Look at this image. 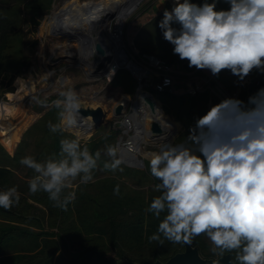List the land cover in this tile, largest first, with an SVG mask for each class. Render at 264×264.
I'll use <instances>...</instances> for the list:
<instances>
[{"label": "clouds", "instance_id": "obj_1", "mask_svg": "<svg viewBox=\"0 0 264 264\" xmlns=\"http://www.w3.org/2000/svg\"><path fill=\"white\" fill-rule=\"evenodd\" d=\"M228 10H216V0L201 5L190 0H173L165 9L158 27L172 44L173 54L187 60L189 67L210 70L218 75L230 70L243 80L253 69L264 71V0H226ZM178 24L179 28L173 27ZM52 105L60 110L66 125L76 127L83 117L81 100L74 88L59 93ZM37 103L44 101L33 97ZM53 134L60 123H48ZM100 152L92 153L80 139L60 140L59 153L38 161L22 157L20 163L34 171L28 181L29 192H45L54 207L67 210L75 193L67 191L79 179L93 180ZM104 170L116 171L122 164L117 149L109 146ZM150 174L160 181L159 196L152 199L147 212L159 223L157 233L173 243L191 244L204 234L210 251L219 256L236 252L237 264H264V88L250 96L248 103L226 98L213 105L195 126L185 143H166L149 158ZM122 170V169H121ZM119 195V185L114 188ZM20 201L13 186L0 190V208L11 210Z\"/></svg>", "mask_w": 264, "mask_h": 264}, {"label": "trees", "instance_id": "obj_2", "mask_svg": "<svg viewBox=\"0 0 264 264\" xmlns=\"http://www.w3.org/2000/svg\"><path fill=\"white\" fill-rule=\"evenodd\" d=\"M56 1L0 0V96L14 90V80L24 74L30 64L25 52L26 25L37 24L50 13ZM190 2L201 5L205 0ZM229 8L226 0H216V10ZM163 12L152 16L138 29L134 36L137 51L157 56L173 64L177 70L196 71L195 67L188 66L187 60L174 55V46L164 39L158 27ZM53 19L50 18L48 26ZM172 26L179 28L178 24ZM215 78L228 92L241 88L242 97L246 95V84L230 70H222ZM109 83L125 92H134L137 85L131 73L122 68ZM13 92L8 93L9 98ZM158 94L165 112L182 123L183 130L173 145L185 143L196 120L223 101L210 89L196 94L170 91ZM59 112L52 104L45 107L40 117L26 130L13 154L0 142V190L15 186L20 193L19 203L11 210L0 208V264H120L119 260L123 258L138 262L167 260L183 251L184 243H173L163 236V244L149 239L157 233L158 225L166 215L162 212L157 219L146 211L152 199L161 194L155 190L160 181L150 174L149 163L145 160V166L140 168L122 162L114 172L103 169L104 163L113 159L107 155V148L117 149L120 131L114 126L89 140L80 139L82 147L86 145L92 153L99 151L101 155L98 167L92 173L93 180L87 184L77 180L75 188L66 190L65 194L67 191L75 193V199L68 204L66 211L54 207L47 193L29 192L28 181L35 175L34 171L28 168L24 175L17 172L22 166L20 160L25 157L24 147L29 145V138L37 136L34 158L43 161L49 155L59 153L61 139L78 137L63 125ZM50 121L60 123L63 130L51 133L47 127ZM11 122V117L0 120V133ZM118 155L117 150V158ZM117 185L119 195L114 194ZM192 243L199 247L203 256L220 257L210 251L211 244L206 235L194 237ZM230 253L237 264L236 252Z\"/></svg>", "mask_w": 264, "mask_h": 264}, {"label": "rangeland", "instance_id": "obj_3", "mask_svg": "<svg viewBox=\"0 0 264 264\" xmlns=\"http://www.w3.org/2000/svg\"><path fill=\"white\" fill-rule=\"evenodd\" d=\"M82 1L84 0H57L54 3L50 13L43 16L37 24L29 23L25 27L27 40L25 52L30 58V64L25 70L24 74L18 77H23L29 81V83L34 88V91L30 94V89L26 88L25 95L21 101L23 109L18 113H15L14 116L8 115L2 118H13V122H11L9 126H7L5 130L0 133V142L11 154L15 152L18 144L23 138L24 133L40 117L45 107H47L49 104H52V101L60 98L59 93L61 91L67 90V88H74L77 91L81 100V106H102L107 111L105 122L101 126L94 128L92 133L91 127L88 126L86 127L87 130L84 134H80L75 128L65 126L70 131L79 134L81 137L83 136V139L89 140L94 135H100L112 128L113 121L111 118L113 116V109L115 105L121 102L124 97H129V101L126 103L125 112H133V101L137 99L136 92L139 82L134 77L131 69L120 67L122 69L128 70L136 79L137 85L134 89V92H125L122 89L113 88L109 83L110 80L108 79L107 74L100 75L90 71L92 69H98L97 65L102 63V61L104 62L105 60H97L98 64L96 65V61L94 62L91 57L90 60H92L93 65V68L91 69L89 64L85 63L84 61H80L78 51L81 43L79 38H76L75 36L55 35L49 30L48 22L50 18L54 17L55 20H57L66 16L73 7L79 6ZM153 2L154 0H142L137 10L128 14L122 27L123 31L121 36L123 48L127 52L129 59L138 64H145V62L135 47L134 36L136 34V30H138V27H140L143 22H146L151 18V15L147 14V10L151 8ZM111 21L114 28L115 19L112 18ZM176 74V85L185 86L187 82L194 83L211 75L212 73L210 70L205 69L196 70L190 75H184L180 73ZM18 77H16L12 84L14 90L3 93L0 96V102L9 101L13 98V95L17 90L16 81ZM145 88L147 87L145 86ZM9 92H13L11 98L8 96ZM153 93L163 108L162 102L157 98L159 97V94L155 91H153ZM33 97H37L39 100L44 101V103L41 104L35 102ZM164 113L176 128V131L173 134V140L170 142L172 144L183 130L182 123L171 114L166 113L165 110ZM64 122H66V114L65 118L62 120L63 124ZM12 127H19L18 135L13 146L8 147L3 142L1 136ZM36 137L37 136H35V138H29V145L24 147L25 156L34 157L36 142L38 141ZM164 144L166 143L151 139V141H149V143H147L142 149L140 157H144L147 163H149L150 154L152 152H158L161 146ZM27 169L28 168L26 166L22 165L17 169V172L20 175H24L26 174ZM75 186L76 185L74 183L72 187L75 188ZM145 188H147V186H145ZM206 239L211 244L207 236Z\"/></svg>", "mask_w": 264, "mask_h": 264}, {"label": "bare ground", "instance_id": "obj_4", "mask_svg": "<svg viewBox=\"0 0 264 264\" xmlns=\"http://www.w3.org/2000/svg\"><path fill=\"white\" fill-rule=\"evenodd\" d=\"M139 1L140 0H84L79 6L73 7L66 16L57 20L54 18L48 27L50 32L55 35L75 36L79 38L81 43L78 51L80 61L89 64L91 69L93 65L92 60H90L91 46L89 40L92 38H101L105 46L107 54L102 60H106L109 57L112 58V64H116L117 66L125 65L128 68H139L138 65L129 60L128 54L123 48L121 36L122 27L128 14ZM112 18L115 19L114 28L111 21ZM93 70L94 69L90 71L93 73ZM115 70L114 65H111L108 74L111 76ZM16 86L17 90L13 98L9 101L0 102V119L8 115L14 116L15 113L23 109L21 101L25 95L26 88L30 89V94L34 91L33 86L23 77H18ZM143 95L144 93L142 91L139 92L137 99L133 101V112L131 114L138 131V136L143 137L145 135L152 138L149 125L151 122L157 121L165 129V133L161 138L165 140L169 135L175 133L176 128L169 118L166 117L161 103L156 100L155 111L152 112L151 109L143 103ZM121 101H124L126 104L129 101V97L126 96ZM87 126L92 128L93 122L87 118H83L76 127L72 128H75L80 134H84L87 130ZM18 128L12 127L1 136L3 142L8 147H12L15 143L18 135ZM125 155L127 158L131 159V161L135 159L133 153H126Z\"/></svg>", "mask_w": 264, "mask_h": 264}, {"label": "built area", "instance_id": "obj_5", "mask_svg": "<svg viewBox=\"0 0 264 264\" xmlns=\"http://www.w3.org/2000/svg\"><path fill=\"white\" fill-rule=\"evenodd\" d=\"M141 1L142 0L139 1V3L132 9L131 12L137 10ZM171 3L173 4V0H171ZM139 55L142 57L145 64H138L131 60L136 65H138L139 68H129L131 69L134 77L139 82V86H140L139 92L145 90L146 92L151 93L155 97V94L153 93V91L157 93H161L164 91H170V92H175V93L188 92L190 94H196L197 92L210 89V91L218 95L222 100H225L226 98H235V99L242 98L241 88H238L236 91L230 93L226 90L223 83L216 80L215 75L213 74L199 81H196L194 83L187 82L185 86H177L176 85V77H177L176 73L177 71H180V70H177L173 64L168 63L165 60L157 56H154V55H147V54H140V53ZM116 71L117 70H115V72L111 76L107 74L108 79L110 81L112 80V77L115 75ZM189 73L192 74L194 72H189ZM255 74H256V69H253V71L250 72L249 75L243 79V83L246 84L247 86L248 82H250L251 78ZM145 86L147 88H145ZM139 92H138V95H139ZM131 114H132L131 112L130 113L125 112L121 116L113 115L111 118V120L113 121V126L118 128L120 131L118 140H117V150H118V153L121 154V156H126L125 155L126 153L127 154L133 153L135 157L144 159V157H140V154L142 153V149L146 146V144L149 143V141H151V138L145 135L143 137L138 136V131L134 124V120L131 117ZM87 119H89L92 122L90 117H87ZM65 124L66 122H64L63 125ZM93 127H94V123H93ZM92 132H93V129L91 133ZM77 136L79 139H83V136L81 137L79 134H77Z\"/></svg>", "mask_w": 264, "mask_h": 264}, {"label": "water", "instance_id": "obj_6", "mask_svg": "<svg viewBox=\"0 0 264 264\" xmlns=\"http://www.w3.org/2000/svg\"><path fill=\"white\" fill-rule=\"evenodd\" d=\"M89 40V38H88ZM89 44L91 46V57L95 64L97 65V60H101L103 57L106 56L107 52L105 49L104 44L102 43L101 38L90 39ZM129 57V56H128ZM112 58H107L104 62L98 64V69H94L93 73H98L100 75L108 74L110 70V66L114 65V68L118 70L120 67L127 66H117L116 64H112ZM131 60V59H129ZM261 88H264V71H257L256 74L251 78L250 82L247 84L246 95L239 100L248 103L249 97L255 95ZM140 86L137 88L136 97H138ZM144 93L142 101L145 105H147L152 112L155 111L156 107V98L151 94L146 92L145 90L142 91ZM126 104L124 101L117 103L113 109L114 116H121L125 113ZM80 114L83 118L90 117L92 122L94 123V127L97 128L101 126L107 116V111L102 106H81ZM151 136L152 140H157L165 143H170L173 140V134L169 135L165 140H162V135L165 133V129L157 122L153 121L150 124ZM120 159L128 165L136 166V167H144L145 161L143 158L135 157L133 161L127 158L126 156H121L119 154ZM120 264H235L232 260V256L230 252L225 253L223 256L218 258L212 257H205L201 254L200 249L197 245H194L192 242L191 244H185V248L183 251H179L173 256H171L167 260H145L142 262L129 260L127 258H123L119 260Z\"/></svg>", "mask_w": 264, "mask_h": 264}, {"label": "crops", "instance_id": "obj_7", "mask_svg": "<svg viewBox=\"0 0 264 264\" xmlns=\"http://www.w3.org/2000/svg\"><path fill=\"white\" fill-rule=\"evenodd\" d=\"M172 7H173V4L171 3V0H154V2L151 5V8H149V10H147V14L151 15V17H152L155 14H157L158 12L165 10V9H171ZM141 25H140V27H141ZM140 27H138V29ZM137 31L138 30H136V32ZM177 73L184 74V75H186V74L190 75L189 72H184V71H177ZM176 83H177V80H176Z\"/></svg>", "mask_w": 264, "mask_h": 264}]
</instances>
